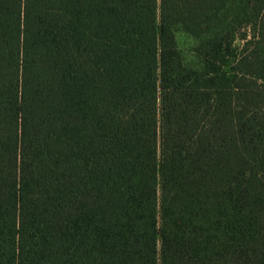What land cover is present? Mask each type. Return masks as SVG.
Here are the masks:
<instances>
[{
	"label": "trees",
	"instance_id": "16d2710c",
	"mask_svg": "<svg viewBox=\"0 0 264 264\" xmlns=\"http://www.w3.org/2000/svg\"><path fill=\"white\" fill-rule=\"evenodd\" d=\"M0 264H264V0H0Z\"/></svg>",
	"mask_w": 264,
	"mask_h": 264
},
{
	"label": "rangeland",
	"instance_id": "374dc122",
	"mask_svg": "<svg viewBox=\"0 0 264 264\" xmlns=\"http://www.w3.org/2000/svg\"><path fill=\"white\" fill-rule=\"evenodd\" d=\"M180 40H181V43H182V44H183L184 41H185V39H184L183 37H181ZM235 44H236L237 46H241V45L243 44V42H242L241 39H237L236 42H235Z\"/></svg>",
	"mask_w": 264,
	"mask_h": 264
}]
</instances>
